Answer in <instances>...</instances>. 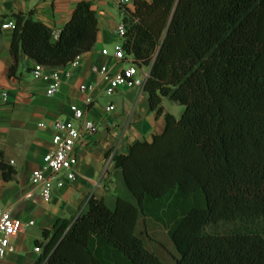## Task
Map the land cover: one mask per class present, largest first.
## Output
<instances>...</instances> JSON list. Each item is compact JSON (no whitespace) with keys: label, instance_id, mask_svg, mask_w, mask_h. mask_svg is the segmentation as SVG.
Wrapping results in <instances>:
<instances>
[{"label":"trees","instance_id":"trees-1","mask_svg":"<svg viewBox=\"0 0 264 264\" xmlns=\"http://www.w3.org/2000/svg\"><path fill=\"white\" fill-rule=\"evenodd\" d=\"M128 12L122 47L149 68V110L161 114L167 98L182 113H165L162 132L113 156L132 200L90 197L84 213L42 231L34 264H164L145 245L154 222L173 264H264V0H134ZM12 17L9 77L24 57L63 69L96 41L90 0L55 39L29 15ZM0 171L9 180L1 156ZM221 222L237 227L206 230Z\"/></svg>","mask_w":264,"mask_h":264},{"label":"crops","instance_id":"crops-1","mask_svg":"<svg viewBox=\"0 0 264 264\" xmlns=\"http://www.w3.org/2000/svg\"><path fill=\"white\" fill-rule=\"evenodd\" d=\"M79 1L0 0V156L12 168L7 181L0 171V209L9 210L23 223L22 230L10 239L14 250L6 254L2 264H34L40 254L34 251L35 242L42 241V231L52 229L57 220L84 213L90 197L101 199L109 207L116 197L130 200L113 156L127 154L132 143L149 141L162 132L165 113L175 118L182 113V107L167 98L161 99V114L149 110L147 94L138 82L141 72L149 71L147 67L140 68L133 87H119L111 96L105 95L104 82L91 71L94 66L105 65L116 75L127 67L126 62L131 64L130 56L124 62L113 56L114 45L120 43L116 28L122 21L121 0H90L97 17L96 41L79 57L77 65L59 70L60 84L54 94H47V82L33 77L35 63L27 57L19 64V76H8L12 28L2 29L1 25L22 13L49 27L55 39ZM125 8L131 9L132 4ZM83 84L89 86L86 93L79 91ZM108 104L114 106L112 111L105 110ZM74 107L83 111L96 131L74 147L75 178L69 181L63 173L58 174L56 180L62 186L54 185L46 201L40 187L30 182V175L42 167L44 155L53 147L51 123L72 120Z\"/></svg>","mask_w":264,"mask_h":264},{"label":"built area","instance_id":"built-area-1","mask_svg":"<svg viewBox=\"0 0 264 264\" xmlns=\"http://www.w3.org/2000/svg\"><path fill=\"white\" fill-rule=\"evenodd\" d=\"M122 17L128 15L127 5H131L133 0H121ZM13 27V22H7L1 25L2 29H9ZM125 33V26L121 21L116 28V35L120 39V43H116L113 47V56L118 62H124L127 57L123 47L122 41ZM103 55L107 54L106 50H102ZM79 61V57L75 58L67 66H75ZM134 64H129L125 69L118 74L113 75L107 66H94L91 71L98 74L105 84V95L111 96L119 87L131 88L135 84L134 77L139 75ZM31 73L35 79L42 80L48 83L47 94H54L60 84V72L56 69H48L40 65H36L31 69ZM148 77V72H141L138 79L139 83L145 82ZM89 86L80 85L79 91L86 93ZM89 104V102H88ZM114 106L108 104L105 107L106 111H112ZM43 128L44 125L40 124ZM54 130L52 136V149L48 151L43 157V165L41 168L32 171L30 175V182L38 185L41 190V197L48 201L51 198L53 186L60 187L62 182L56 180L58 174L63 173L65 179L71 181L75 178L74 167L77 163V158L74 154V147L76 143L84 137L90 138L96 131L94 123L85 118L82 110L72 108V120L62 121L55 120L51 123ZM32 223H29L31 225ZM23 227V223L11 216L9 210L0 209V264L7 253L14 249L10 244V239L17 235ZM36 253H41V248L36 246L34 248Z\"/></svg>","mask_w":264,"mask_h":264},{"label":"rangeland","instance_id":"rangeland-1","mask_svg":"<svg viewBox=\"0 0 264 264\" xmlns=\"http://www.w3.org/2000/svg\"><path fill=\"white\" fill-rule=\"evenodd\" d=\"M126 65L127 66L129 65L128 62H126ZM136 71L137 73H140L141 69L136 68ZM179 117L180 115H178V118ZM130 200H132L131 194H130ZM105 202H108V201H105ZM235 227H237V223L235 222H225V223L221 222L215 225L207 226L206 230L207 231H210V230L222 231V230L233 229ZM258 228L261 230V232L264 235V221H258ZM150 230L152 231V235L154 239H151V238L145 239V245L147 246V248L157 253L161 257L164 264H173L177 253L175 249L173 248L171 241L167 237L165 227L159 222H154L152 223V225H150Z\"/></svg>","mask_w":264,"mask_h":264}]
</instances>
